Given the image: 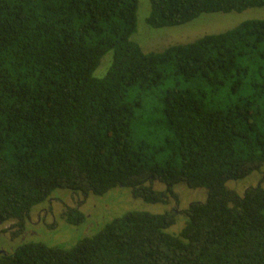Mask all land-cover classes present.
I'll return each instance as SVG.
<instances>
[{"label":"trees","instance_id":"obj_1","mask_svg":"<svg viewBox=\"0 0 264 264\" xmlns=\"http://www.w3.org/2000/svg\"><path fill=\"white\" fill-rule=\"evenodd\" d=\"M152 29L264 0H149ZM137 0H0V226L27 230L55 192L124 189L128 211L70 248L21 242L0 264H264V19L144 52ZM111 53L105 75L94 73ZM260 174L242 194L233 182ZM185 223L170 232L180 215ZM86 217L71 209L69 226Z\"/></svg>","mask_w":264,"mask_h":264},{"label":"rangeland","instance_id":"obj_2","mask_svg":"<svg viewBox=\"0 0 264 264\" xmlns=\"http://www.w3.org/2000/svg\"><path fill=\"white\" fill-rule=\"evenodd\" d=\"M136 33L131 40L139 45L144 52H161L173 45L192 43L204 36L215 35L229 31L246 21L263 20L264 8H253L241 13L202 15L192 22L182 26L152 29L145 20L150 12L149 0H137ZM111 53L101 61L94 73L102 78L111 60ZM111 63V62H110ZM264 172V168L262 169ZM261 179L255 174L249 179L229 184L231 189L242 194L248 187L255 186ZM177 199L170 200L167 205H148L134 199L130 192L117 189L103 198L86 197L70 194L64 191L55 192L51 198L32 210L27 230L21 235H12L9 230L12 223L0 226V253L12 252L21 242H40L49 246L70 248L84 237L93 235L101 226L125 212L138 210L151 213H162L175 210L183 212L191 202H203L206 198L204 189L190 190L180 186L175 190ZM71 209H78L85 217V223L69 226L65 222V213ZM185 219L181 214L177 224L170 229L171 233H178L184 225Z\"/></svg>","mask_w":264,"mask_h":264},{"label":"flooded vegetation","instance_id":"obj_3","mask_svg":"<svg viewBox=\"0 0 264 264\" xmlns=\"http://www.w3.org/2000/svg\"><path fill=\"white\" fill-rule=\"evenodd\" d=\"M2 254H6V252L3 251Z\"/></svg>","mask_w":264,"mask_h":264}]
</instances>
